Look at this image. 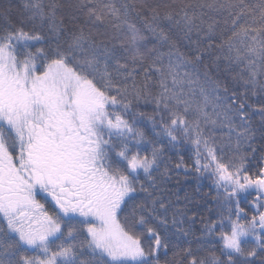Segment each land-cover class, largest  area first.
Wrapping results in <instances>:
<instances>
[{
    "label": "snow or ice",
    "instance_id": "obj_1",
    "mask_svg": "<svg viewBox=\"0 0 264 264\" xmlns=\"http://www.w3.org/2000/svg\"><path fill=\"white\" fill-rule=\"evenodd\" d=\"M11 10L0 7V264H162L169 251L163 264H264V151L252 155L264 0H23L18 22ZM165 138L192 146V170L228 209L201 220L210 239L197 247L180 244L191 228L168 232L154 175L168 176ZM186 215L175 208L172 224Z\"/></svg>",
    "mask_w": 264,
    "mask_h": 264
},
{
    "label": "trees",
    "instance_id": "obj_2",
    "mask_svg": "<svg viewBox=\"0 0 264 264\" xmlns=\"http://www.w3.org/2000/svg\"><path fill=\"white\" fill-rule=\"evenodd\" d=\"M22 2L23 0H0V7L7 6L11 4L12 10L10 13L11 19L13 22H18L21 16L22 10ZM47 2V0H45ZM121 0H115L117 6H119ZM163 2H171V0H163ZM186 3H195L196 0H184ZM246 3H254L255 0H245ZM215 15V14H213ZM226 15V13H225ZM215 18L221 21V27H223V17L219 15H215ZM3 20H0V26H3ZM193 39L195 37L193 36ZM185 42L180 43L181 51H186L184 47ZM163 51H167V48L162 49ZM208 63V61H205ZM227 65L225 63L220 64L219 70H213L212 75L213 78L219 77L221 82L223 83L224 77L228 76L229 73L226 71ZM230 78V77H229ZM187 85H185V89L187 90ZM231 90V85H230ZM256 98H253L251 102H254ZM140 111H144L147 113H151L152 107H141ZM211 111V109H209ZM259 123V117H255L254 124ZM144 129L145 133L151 137V126L141 125ZM226 129L223 133L217 132V135L226 134ZM166 145L165 147V155L163 157V162L160 165V172L162 173L167 166L168 169V176L164 179H160L159 173H154L157 176L158 182L160 183V187L163 189L164 199L166 201L172 202V207L168 212V232L173 233L180 227L185 229L191 228V234L184 238L181 236L180 244L183 246L185 245V240H191L192 246L197 247L199 246L197 243L198 238L200 240L210 239L202 236L203 225L201 220H208V219H217L218 216L223 213L225 217L227 216L228 209L227 207H222L220 204H217L215 201L216 192L214 187L212 186V181L208 179L206 176H201L200 174L196 173L191 168V156H192V146L187 143H183L178 145L176 148H171L167 145L166 138L164 140ZM255 147H257L258 151L255 154L259 156L261 151H264V145L261 144L259 140L254 142ZM150 151V149H149ZM242 151L250 152V150L245 146ZM252 155L249 156V159H252ZM181 158L184 160V165L180 168L176 167V164L180 162ZM255 163V161H253ZM144 177L141 174V181L143 182ZM44 203L43 200H41ZM243 206V205H242ZM46 207L48 205L46 204ZM175 208L184 209L187 212V215L183 218V224L177 223L176 225L172 224V211ZM193 213H197L195 217H193ZM235 218V217H233ZM180 217H177V220H180ZM193 219L195 222L193 223ZM219 231V229H217ZM209 250H214L212 245H208ZM162 264L164 259H173V252L169 251L168 256L162 257ZM175 259H179V257H175Z\"/></svg>",
    "mask_w": 264,
    "mask_h": 264
}]
</instances>
